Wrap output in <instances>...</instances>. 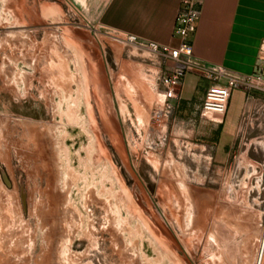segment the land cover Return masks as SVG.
I'll return each instance as SVG.
<instances>
[{
  "label": "rangeland",
  "instance_id": "rangeland-1",
  "mask_svg": "<svg viewBox=\"0 0 264 264\" xmlns=\"http://www.w3.org/2000/svg\"><path fill=\"white\" fill-rule=\"evenodd\" d=\"M166 61L69 0H0V264H263L264 92L219 162L155 121Z\"/></svg>",
  "mask_w": 264,
  "mask_h": 264
},
{
  "label": "crops",
  "instance_id": "crops-1",
  "mask_svg": "<svg viewBox=\"0 0 264 264\" xmlns=\"http://www.w3.org/2000/svg\"><path fill=\"white\" fill-rule=\"evenodd\" d=\"M69 1L88 23L105 33L122 38L132 34L142 43L160 46L178 44L173 28L180 0ZM192 51L194 58L206 65L234 73H252L264 60V0H205ZM171 65L167 60L165 70ZM210 84L195 71L186 73L177 112L182 123L192 126L186 130L187 135L204 138L201 148L220 162L243 127L249 102L246 90L233 89L224 114L199 117L197 112Z\"/></svg>",
  "mask_w": 264,
  "mask_h": 264
},
{
  "label": "built area",
  "instance_id": "built-area-1",
  "mask_svg": "<svg viewBox=\"0 0 264 264\" xmlns=\"http://www.w3.org/2000/svg\"><path fill=\"white\" fill-rule=\"evenodd\" d=\"M204 1L180 0L173 28V35L178 39L175 47L160 46L153 42L142 43L132 34L125 37L126 41L143 44L172 62L160 79L164 101L162 106L153 112L158 125L175 118L181 100L184 76L191 71L199 73L211 82L201 101V112L204 114H224L233 89L264 92V60L256 65L252 73L241 74L230 72L223 67L206 65L194 58L192 40Z\"/></svg>",
  "mask_w": 264,
  "mask_h": 264
}]
</instances>
